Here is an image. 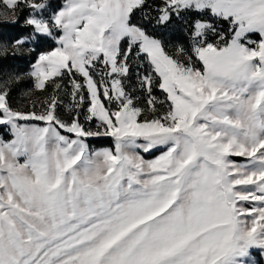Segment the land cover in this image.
<instances>
[{
	"label": "snow or ice",
	"instance_id": "6c2138e0",
	"mask_svg": "<svg viewBox=\"0 0 264 264\" xmlns=\"http://www.w3.org/2000/svg\"><path fill=\"white\" fill-rule=\"evenodd\" d=\"M0 264H264V0H0Z\"/></svg>",
	"mask_w": 264,
	"mask_h": 264
},
{
	"label": "trees",
	"instance_id": "16d2710c",
	"mask_svg": "<svg viewBox=\"0 0 264 264\" xmlns=\"http://www.w3.org/2000/svg\"><path fill=\"white\" fill-rule=\"evenodd\" d=\"M58 6V4H57ZM35 57H32V60L29 61L27 59H16V60H9L6 62V64L8 66H15L16 68H18L19 70H27L29 68V65L31 62H34ZM24 87L20 88L18 91L13 93V99L14 101L19 104V103H25L26 97H24L22 95L23 91H25L28 87H30L31 85V81L30 80H25L23 82ZM154 94L157 97H162L163 93L159 90L156 89ZM94 144L96 146H109L110 145V141L104 140V141H99V142H94Z\"/></svg>",
	"mask_w": 264,
	"mask_h": 264
},
{
	"label": "rangeland",
	"instance_id": "374dc122",
	"mask_svg": "<svg viewBox=\"0 0 264 264\" xmlns=\"http://www.w3.org/2000/svg\"><path fill=\"white\" fill-rule=\"evenodd\" d=\"M57 4H59V0H57ZM69 88H70V85H69ZM42 96H43V93H41L40 91H35V92H33L32 98L42 97ZM62 99L64 101V104L60 107L59 110L61 111L62 114L67 116L68 113H67V107L66 106L71 104V98H70V96L65 95V96H63ZM28 101H29V98L26 97L25 104H27ZM142 103H143V101H142ZM97 147H100V146H97ZM156 155H159V153L157 152ZM145 158L151 159V158H153V156L151 154H145Z\"/></svg>",
	"mask_w": 264,
	"mask_h": 264
}]
</instances>
